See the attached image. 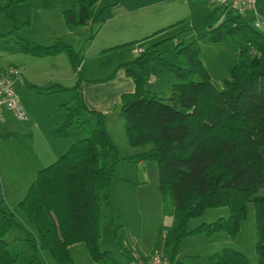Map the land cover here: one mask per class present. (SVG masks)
<instances>
[{
	"label": "trees",
	"instance_id": "trees-1",
	"mask_svg": "<svg viewBox=\"0 0 264 264\" xmlns=\"http://www.w3.org/2000/svg\"><path fill=\"white\" fill-rule=\"evenodd\" d=\"M18 1L0 0V13ZM119 1L93 16L90 9L97 0H73L62 11L64 23L74 29L93 22L106 7ZM202 25L211 41L230 37L238 44L237 61L220 86L214 84L203 64L197 39L178 40L170 48L160 49L174 35L166 36L117 66L134 82V89L122 93L119 103L127 144L136 149L124 158L150 159L157 165L163 211L172 221L158 227L152 250L161 248L168 264H191L177 259L187 236L217 231L235 235L246 217L248 201L254 208L257 264H264V26L254 25L250 13L216 3ZM14 26L4 35L15 33ZM15 43L20 51L33 55L62 52L74 72L83 59L81 51L62 38L43 44L17 37ZM165 52H172L174 60ZM155 74L167 75L166 91L146 88L147 78ZM78 85L79 79L71 86L59 82L48 86L52 91L72 92L69 100L61 103L66 112L57 117L52 136H66L74 125L82 136L37 169L16 204L34 228L27 238L32 248L29 255L20 256L5 240L9 228L21 224L0 184V264H45L38 250L47 251L56 264H72L70 245L77 242L84 243L96 263L126 264L118 252L99 245L102 201L109 196L119 159L117 146L106 129L104 113L83 102ZM71 101L74 106L68 105ZM220 206L228 208L227 216L188 226L192 216ZM120 251L131 259L127 248ZM202 264L252 263L243 251L224 246L208 253Z\"/></svg>",
	"mask_w": 264,
	"mask_h": 264
},
{
	"label": "rangeland",
	"instance_id": "rangeland-1",
	"mask_svg": "<svg viewBox=\"0 0 264 264\" xmlns=\"http://www.w3.org/2000/svg\"><path fill=\"white\" fill-rule=\"evenodd\" d=\"M72 1L21 0L0 13V72L10 69L19 72L14 79V89L25 116L21 118L13 111L4 109L0 120L1 134L5 131L15 133V136L10 137L0 134V184L7 204L14 209L15 218L21 224L12 225L5 235V240L20 256L32 252L27 238L34 233V228L16 204L24 196L37 169L52 162L74 140L82 136L75 125L69 128L66 136H52L51 131L57 126V117L66 112V107L61 103L68 101L72 92L52 91L48 86L53 82L71 86L79 75L81 77L110 75L116 63L123 60L120 55L122 51L96 54L104 43H108L109 24L116 21L115 17L109 18L112 11L107 10L93 22L89 21L69 29L64 23L62 11L70 7ZM153 1L156 2L135 11L141 15L139 19L141 24L144 25L147 20L156 22V25H162L159 24L162 21L170 24L167 26L164 24L163 29H158L159 31L142 39L137 45L149 46L158 39L174 35L172 39L159 46L165 50L178 40L188 42L197 39L201 47L203 64L214 84L220 86L237 61L238 44L230 37L211 41L206 35V28L202 22L211 10L212 3L208 0ZM111 2L114 0H97L90 9L91 14L96 15L102 7ZM128 16H121V19ZM104 23L106 25L103 26ZM13 24L15 33L4 35L13 28ZM17 37L30 38L43 44L52 43L56 38L67 41L75 49L80 50L83 56L78 71L75 72L77 75H74L64 53L56 55L55 61L50 60L51 56L24 53L16 46ZM127 46L128 49L135 47L134 44ZM134 49L140 52L144 48L136 46ZM164 54L168 59L174 60L172 52ZM145 86L151 91H166L169 88V79L165 74H155L147 78ZM68 105L74 106L75 102L71 101ZM106 129L117 146L119 159L115 165L109 196L102 201L104 217L99 245L101 249L118 252L124 262L130 264V260L120 248L124 250L127 248L130 252L136 250L141 254L150 252L158 227L161 224H170L172 216L163 211L155 161L124 158L134 150L127 144L122 117L119 114H109ZM228 213L226 206L209 207L202 213L192 216L188 226L193 227L201 221H212L219 216H227ZM255 242L253 202L248 201L246 217L241 221L235 235L217 231L210 235L199 233L187 236L180 244L177 258L183 262L201 264L204 262L205 253L228 246L243 251L252 264H257ZM70 251L72 264H99L90 258L83 242L70 245ZM37 253L45 264H56L47 251L38 250ZM193 253L197 255L196 258H192Z\"/></svg>",
	"mask_w": 264,
	"mask_h": 264
},
{
	"label": "crops",
	"instance_id": "crops-1",
	"mask_svg": "<svg viewBox=\"0 0 264 264\" xmlns=\"http://www.w3.org/2000/svg\"><path fill=\"white\" fill-rule=\"evenodd\" d=\"M126 1L127 0H120L115 5L108 6L102 11V13L106 12L107 10L112 11L109 18L115 17L116 21L109 24L108 34L110 37L107 41L108 43H104V46L96 52V54L101 55V54H105L110 51H122L120 52L121 53L120 55H122L123 60L116 63L113 69L114 71L110 75H107V76L97 75L95 77L94 75L93 77H81L79 75V78H78L79 79V85H78L79 97L83 100V102L89 108H95L104 113L105 125H106L107 117L109 116V114L111 115L119 114V103H120L121 94L124 92H130L134 89V82L132 78L125 73L122 67H117L118 64L135 57L138 54V52L134 49L136 46H139L141 48H146L148 46V45H142V44L137 45L138 43L141 42L142 39L146 38L147 36L151 34H154L153 32L165 26L164 24H166V26L170 24V22L162 23L163 22L162 21V22H159V24H162V25H156V22L153 23L152 20L149 22L148 20L147 22L145 21L146 24L144 23V25L141 24L139 20L141 15L136 14L135 11L141 8L142 9L146 8L156 1H153V0H135L134 2H126ZM258 3L261 8H264V0H258ZM107 4H110V3H107ZM104 7H102V9ZM102 13H100V15ZM126 15H129L128 18L125 17V19H121V16H126ZM104 25H106V23H104L103 26ZM129 40H138L136 43H134L135 47L133 46L130 49H128V46L124 45L118 48L106 49L115 44L123 43ZM61 53L62 52L57 53V54H52V55H46V57L51 56L50 60L55 61L56 58L54 57H56V55L60 56ZM75 74L76 73L74 72V75ZM132 149L134 150L133 152L136 151L135 148H132ZM222 216H225V215H222ZM208 253L210 252H207L204 254V262L206 259V255ZM191 256L192 258H196L197 255L193 253L191 254ZM166 259H167V256H166Z\"/></svg>",
	"mask_w": 264,
	"mask_h": 264
},
{
	"label": "built area",
	"instance_id": "built-area-1",
	"mask_svg": "<svg viewBox=\"0 0 264 264\" xmlns=\"http://www.w3.org/2000/svg\"><path fill=\"white\" fill-rule=\"evenodd\" d=\"M211 3L223 4L241 13H250L254 25L264 26V8L257 0H208ZM140 50V49H139ZM16 69L0 72V120L4 109L13 111L18 117H25L19 105L18 96L14 89V79L18 75ZM130 264H166V256L161 248H155L148 254L134 250L130 252Z\"/></svg>",
	"mask_w": 264,
	"mask_h": 264
}]
</instances>
